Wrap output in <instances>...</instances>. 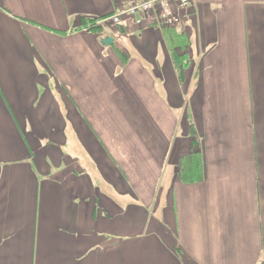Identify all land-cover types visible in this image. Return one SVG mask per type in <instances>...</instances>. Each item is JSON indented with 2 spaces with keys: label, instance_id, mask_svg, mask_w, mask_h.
Wrapping results in <instances>:
<instances>
[{
  "label": "crops",
  "instance_id": "crops-1",
  "mask_svg": "<svg viewBox=\"0 0 264 264\" xmlns=\"http://www.w3.org/2000/svg\"><path fill=\"white\" fill-rule=\"evenodd\" d=\"M139 1L0 0V264H264V0Z\"/></svg>",
  "mask_w": 264,
  "mask_h": 264
},
{
  "label": "rangeland",
  "instance_id": "rangeland-1",
  "mask_svg": "<svg viewBox=\"0 0 264 264\" xmlns=\"http://www.w3.org/2000/svg\"><path fill=\"white\" fill-rule=\"evenodd\" d=\"M262 56L264 57V52L262 53ZM232 88H234L235 90L234 93H249L250 96L248 97V99L245 98L246 102L244 104L241 100H239V95L235 96L230 92H228L226 95H215L213 96L211 101L207 100L206 103H210V105L207 104V109L212 111V117H211L212 124H217V123L222 124L223 122H227L226 117L221 118V115L225 113H227L228 115L229 111L234 109L232 106L235 104L236 105L238 104V106H240L238 108L241 109V104H242V106L244 107L243 109H249L250 113L249 115L242 114L240 116V120L242 123L247 122L248 128L253 127L255 124L253 107L256 103L264 104V97L251 93L253 91V86L249 85L247 79L243 81V84L240 82V85L232 86ZM261 89L264 92V86ZM225 98L227 100H225ZM256 120L258 121L259 119L256 118Z\"/></svg>",
  "mask_w": 264,
  "mask_h": 264
},
{
  "label": "built area",
  "instance_id": "built-area-1",
  "mask_svg": "<svg viewBox=\"0 0 264 264\" xmlns=\"http://www.w3.org/2000/svg\"><path fill=\"white\" fill-rule=\"evenodd\" d=\"M189 2L190 0H141L125 10L116 13L110 19L113 20L114 23L120 24L123 16L139 18L154 12L160 16L163 26L174 27L180 23V18L174 8H176V5L184 7L188 5Z\"/></svg>",
  "mask_w": 264,
  "mask_h": 264
},
{
  "label": "trees",
  "instance_id": "trees-1",
  "mask_svg": "<svg viewBox=\"0 0 264 264\" xmlns=\"http://www.w3.org/2000/svg\"><path fill=\"white\" fill-rule=\"evenodd\" d=\"M85 23L86 27L90 30L98 28V20L96 19L86 18ZM191 132L192 135H196L193 125L191 126ZM178 177L184 183H197L204 179L203 162L200 152H191L181 160L178 168Z\"/></svg>",
  "mask_w": 264,
  "mask_h": 264
},
{
  "label": "water",
  "instance_id": "water-1",
  "mask_svg": "<svg viewBox=\"0 0 264 264\" xmlns=\"http://www.w3.org/2000/svg\"><path fill=\"white\" fill-rule=\"evenodd\" d=\"M113 38H110V37H105L101 40L102 44L105 45V46H109L113 43Z\"/></svg>",
  "mask_w": 264,
  "mask_h": 264
}]
</instances>
